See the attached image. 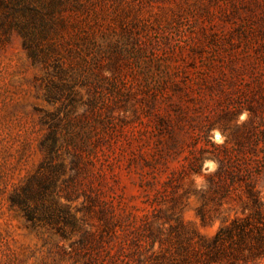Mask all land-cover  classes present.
I'll use <instances>...</instances> for the list:
<instances>
[{
	"label": "rangeland",
	"instance_id": "374dc122",
	"mask_svg": "<svg viewBox=\"0 0 264 264\" xmlns=\"http://www.w3.org/2000/svg\"><path fill=\"white\" fill-rule=\"evenodd\" d=\"M70 15L59 52L64 56L62 65H69L78 79L73 83L68 77L71 95L62 87L51 101L49 78L61 79L53 64L49 66V57L31 60L16 30L6 34L0 28V264H71L78 240L97 239L101 207L120 217L116 231L105 235L101 245L136 242L152 204L168 205L188 178L197 185L204 182L203 176L184 173L183 157L192 142V128L223 104L218 103L216 83L226 84L232 77L227 59L237 57L233 65L238 68L244 60L254 62L258 52L264 54V0H89L77 18ZM32 21L38 27L41 19L35 16ZM76 30L91 34L103 48L118 41L120 67L102 69L109 77L102 87L89 85L82 75L83 63L75 56L71 39ZM37 49L49 50V36L39 38ZM248 53L249 59L244 57ZM259 63L264 67L262 60ZM163 83L167 85L160 93ZM174 83L181 88L178 96L173 94ZM154 92L158 96L154 107L145 111L140 101ZM88 99L95 104L93 111ZM179 111L183 121L172 128L183 140V151L169 148L166 129L155 128L156 113L174 118ZM52 112L60 118L56 128L62 136L55 162H62L64 169L55 174L43 206L37 207L42 216L28 220L11 198L31 174L46 166ZM245 116L239 114L237 122ZM211 138L217 144L225 141L217 128ZM73 146L83 151L71 170ZM216 167L214 161L205 160L202 172ZM179 175L181 185L175 180L164 187L170 176ZM254 182L264 200V172ZM183 203L179 218L206 238L214 235L224 216L233 215L224 211L202 222L196 214V197H183Z\"/></svg>",
	"mask_w": 264,
	"mask_h": 264
},
{
	"label": "trees",
	"instance_id": "16d2710c",
	"mask_svg": "<svg viewBox=\"0 0 264 264\" xmlns=\"http://www.w3.org/2000/svg\"><path fill=\"white\" fill-rule=\"evenodd\" d=\"M45 2V5H41L36 4L35 0H0V28L6 34L12 29L16 30L22 37L23 49L31 60L45 61L49 57V66L53 64L54 72L61 79L52 82L49 78L51 101L62 87L68 90V96L71 95L73 85H69L68 77L73 83L78 79L69 65H62L64 56L59 49L64 42L62 32L68 24L70 14L77 18L87 8L89 0ZM65 12L68 14L64 15ZM35 16L41 19L38 27L35 22L36 27L31 25ZM48 36L49 50L40 53L37 49L39 38L48 39ZM73 38L77 48L73 49L75 56L83 63L80 65L82 75L89 79V85L97 83L102 87V82L109 78L102 69L106 67L108 71H118L120 67L118 41L109 42L103 48L91 34L80 30L73 33L71 39ZM244 57L249 59L251 55L248 53ZM234 58L237 57L230 56L226 61L232 77L227 79L226 84L219 81L216 83L220 92L218 103L223 104L219 105L215 115L205 118L192 128V142L188 153L183 157L184 173L188 176H203L204 182L197 185L194 179L188 178V184L180 187V192L172 194L168 205L163 207L160 203L152 204L150 214H144L141 236L136 238V242L132 241V244L129 240H121L117 246L101 245L105 235L116 231L120 217L110 209L99 208L98 237L95 242L87 238L78 240L77 249L72 248V259L75 262L72 261L71 264H121V261L125 264H256L264 260V200L254 182L264 172V67L259 63L260 60L264 62V54L258 52L254 62L244 60L238 68L233 65ZM166 85L167 83L161 84L160 93ZM180 91V86L174 83L173 94L178 96ZM156 92L145 96V101H140L144 104L142 109L152 110L158 97ZM164 95L170 99L168 93ZM94 105L92 99L87 100L90 111H93L90 108ZM123 107H126L125 104ZM132 110L135 111L134 108ZM178 110L175 106V111ZM241 113L246 116L238 123L237 118ZM99 116L102 118L101 114ZM155 117V128L166 129L169 148H182L183 140L177 137L172 128L175 124L180 126L179 122L183 121L182 112H175L174 118L160 113H156ZM59 121L56 113L49 114V144L45 147L44 158L46 166L31 174L11 198V204L19 207L28 220L42 216L41 213L44 212H38L37 207L43 206V199L48 195L45 191L53 187L55 174L64 169L62 162H55L62 148L61 132L56 128ZM214 128L225 136L223 143L217 144L212 140L211 131ZM82 151L80 146H73L70 153L71 170L77 166ZM205 160L214 161L216 169L203 173ZM182 177L170 176L164 187H171L175 180L181 185ZM190 195L195 196L199 202L196 214L202 222L211 220L224 211H232L233 215L228 218L224 216L214 235L206 238L195 229L187 228L179 218L178 212L184 205L183 197ZM149 215L151 217L148 218Z\"/></svg>",
	"mask_w": 264,
	"mask_h": 264
}]
</instances>
